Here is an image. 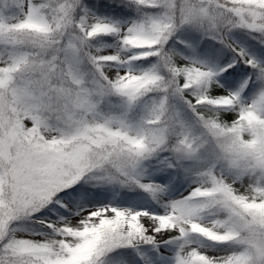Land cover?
<instances>
[{
	"label": "snow or ice",
	"instance_id": "6c2138e0",
	"mask_svg": "<svg viewBox=\"0 0 264 264\" xmlns=\"http://www.w3.org/2000/svg\"><path fill=\"white\" fill-rule=\"evenodd\" d=\"M0 264H264V0H0Z\"/></svg>",
	"mask_w": 264,
	"mask_h": 264
}]
</instances>
